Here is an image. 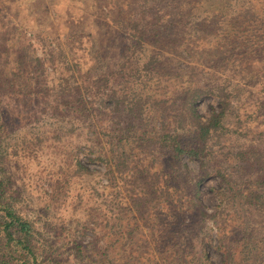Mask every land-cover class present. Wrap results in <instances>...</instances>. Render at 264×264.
Here are the masks:
<instances>
[{
  "label": "rangeland",
  "instance_id": "rangeland-1",
  "mask_svg": "<svg viewBox=\"0 0 264 264\" xmlns=\"http://www.w3.org/2000/svg\"><path fill=\"white\" fill-rule=\"evenodd\" d=\"M263 20L264 0H0V88L42 94L28 122L1 138L0 154L12 178L10 186L21 198V213L42 237L55 239L61 264H85L74 256L69 245L73 238L110 247L119 237L118 227L113 228L117 220L124 223L122 230L129 224L138 240L128 245V235L121 236L112 249L117 262L159 259L144 252L148 247L174 255L172 248L184 241L187 227H175L171 219L163 227L154 218L161 203L173 198L178 206L171 211L182 221L190 195L186 177L181 174L172 181L168 157L154 142H120L102 129L127 134L132 128L137 135L147 130L151 136L163 113L168 121L173 119L181 106L174 99L196 81L214 88L199 103L204 117L213 109L230 108L224 134L211 146L218 167H239L231 178L242 200L253 196L252 191L264 193V166L256 161L264 149ZM137 31H145L146 39L139 48ZM153 55L158 59L147 74L143 63ZM62 88L73 89V103L80 94L91 108L82 114L42 111L43 96ZM130 92L140 100L138 110L116 111L110 97L130 109ZM56 98L54 94L51 99ZM98 155L110 158V167L90 160ZM77 160L90 173L76 174ZM186 166L194 176L200 161L183 156L182 169ZM220 185L216 174L202 185L210 213L220 202ZM241 208L244 225L235 231L234 245L250 228L253 243L264 246V208ZM153 222L151 235L146 224ZM207 225L213 243L207 242L206 252L214 263H222L221 230L212 220ZM231 229L224 228L222 234Z\"/></svg>",
  "mask_w": 264,
  "mask_h": 264
},
{
  "label": "trees",
  "instance_id": "trees-1",
  "mask_svg": "<svg viewBox=\"0 0 264 264\" xmlns=\"http://www.w3.org/2000/svg\"><path fill=\"white\" fill-rule=\"evenodd\" d=\"M254 15L260 16V14L255 12ZM144 33L145 31H137L138 41H136V48L142 47L144 41L146 42ZM156 59H158V56L153 55L143 63L147 74L153 72V65ZM22 90V93H14L15 90L0 88V140L2 137L10 135L17 128L27 123L29 114L33 113L42 103V100H40L42 98L40 90L29 88ZM213 90L214 88L200 85L197 81L192 86L184 87L181 94L177 95L175 99L174 97L171 98L174 99V104L179 100L181 104L180 109L175 113L171 121H168L167 114L163 113L160 119V125L152 130L151 136H147V130L137 135L131 131L132 128L129 129L127 134L119 133L117 129H102L106 136L120 142L127 140V138L154 142L161 150L160 152L168 157L171 166L169 173L173 176L172 181H177L178 177L183 174L186 177V183L189 189L190 195L187 201L188 210L187 212L184 211L186 214L182 221L178 217H175L173 211H171L172 207L178 206V202L174 201L173 198H166L161 203V208H159L158 214L154 218V222H159L160 219L163 227L169 225L168 219H171L175 227L179 225L187 227V232H183L184 241L181 244H176L178 246L177 249L175 247L172 248L174 255H160L159 252H154V248L149 249L148 247L144 252L146 254L150 253L151 256L159 255V259H154L150 263H140L137 261L131 262L130 264H216L208 256L205 249L206 244L213 243V237L207 225L208 220H212L218 227V230H221L220 236L222 237L220 238L219 248H223L225 259L219 264H264V246L253 243L252 239L254 236L252 235V229L245 230L244 227L243 230L245 231H242L240 236L241 242H238L236 246L233 242L237 240L235 236L239 234V232L235 231L241 229L243 224L242 218L240 217L242 215L239 213L240 208L246 204H249V206L253 204L255 207L263 209L264 193L252 191L253 196L247 200H242L240 198L241 194L236 192L237 185L231 178L234 175L233 171H237L239 167L229 164L225 167H218V162L215 161V158L218 156L215 155L216 150L214 148L212 149L211 146L214 145L215 140L218 143L220 142L218 137L224 134L226 129L225 121L231 113L228 107H223L218 110L213 109L210 117H204L200 113V101L206 94L214 92ZM73 92V89H59V91L54 93L57 97L54 100L51 99L54 94L52 96L50 93L45 94L43 96L45 109L42 111L61 110V112L66 111L70 114L74 112L76 114H82L89 110L91 105H87L88 102L84 101L80 94L77 95L78 99H76V102H72ZM129 95L132 96L130 109L121 106V99H117L114 96L110 97L115 100L116 111L132 113L138 110L137 107H140V100L132 92ZM51 101L52 103H50ZM159 101L163 103L167 99L161 98ZM212 141L213 144H211ZM233 154L231 151L230 155L233 156ZM239 154L240 159L242 157L245 160V152L240 151ZM0 156V264H61L62 261L56 248L55 239L42 237V234L37 231L33 222L21 213L18 205L21 198H19L17 192L10 186L12 178L6 168L3 153ZM122 156H125V154L122 153ZM183 156L200 161L199 173L192 176L193 172L189 167L186 166L184 170L182 169ZM122 158L123 162H126L125 157ZM90 160L103 162L107 167H110L111 164L110 158L101 155L90 158ZM213 160L214 164L212 165ZM256 161L259 165L264 166V149L259 153ZM76 166V174L90 173V170L79 160H77ZM110 172L112 175L115 173L114 170ZM213 174L221 178L220 188L216 191L220 202L216 209L210 213L202 199V185L209 175L211 176ZM109 179L111 183L116 182L115 177H109ZM174 188L173 190L175 191L173 193H176L177 190ZM141 203L142 201L138 202V204ZM246 220L247 222L250 221L249 218ZM154 222L146 224L151 235L155 232H153ZM144 225L145 223H142L140 226ZM230 225L234 229H231L230 232L226 230V233L222 234V230L224 228L229 229ZM123 226L124 223L121 220H117L116 224H113V228L118 227L119 229L117 231L119 232V237L112 242L110 247L104 248L102 245L96 246V242L90 245L92 246L90 247L82 243L78 239L79 237L71 239L69 245L74 252L75 258L85 264H90V262L95 264H129L117 262L112 255V249L117 247V241L122 235H128V243L129 241L131 242L128 245L135 243L137 245L138 243V240L134 237L135 231L128 229L130 225L127 224L122 230ZM245 226L249 227L251 225ZM195 228L199 229L195 230ZM229 234H231V237H229ZM45 260H48V262L44 263Z\"/></svg>",
  "mask_w": 264,
  "mask_h": 264
}]
</instances>
